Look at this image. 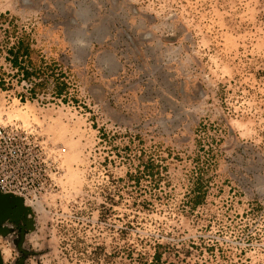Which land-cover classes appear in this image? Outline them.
Here are the masks:
<instances>
[{
  "label": "rangeland",
  "instance_id": "1",
  "mask_svg": "<svg viewBox=\"0 0 264 264\" xmlns=\"http://www.w3.org/2000/svg\"><path fill=\"white\" fill-rule=\"evenodd\" d=\"M0 74L48 174L7 193V263L264 264V0H0Z\"/></svg>",
  "mask_w": 264,
  "mask_h": 264
},
{
  "label": "built area",
  "instance_id": "2",
  "mask_svg": "<svg viewBox=\"0 0 264 264\" xmlns=\"http://www.w3.org/2000/svg\"><path fill=\"white\" fill-rule=\"evenodd\" d=\"M0 126V193L41 192L47 181V168L35 144H20V128ZM20 129V130H18ZM17 136V138L14 137Z\"/></svg>",
  "mask_w": 264,
  "mask_h": 264
},
{
  "label": "trees",
  "instance_id": "3",
  "mask_svg": "<svg viewBox=\"0 0 264 264\" xmlns=\"http://www.w3.org/2000/svg\"><path fill=\"white\" fill-rule=\"evenodd\" d=\"M29 37L27 34L22 33L16 38L15 43L7 49V56L5 59L10 63L11 68L16 69L17 73H21L24 79L31 81L30 77L41 79L33 82L28 88L30 97H34L36 89L44 84L46 81L42 76H52L54 79V93L55 95H61L62 91L66 88V83L60 79L59 76L54 77L53 74H48L43 66H35L29 56L30 46ZM42 75V76H41ZM0 87L4 89V78L0 74ZM22 99V96H20Z\"/></svg>",
  "mask_w": 264,
  "mask_h": 264
},
{
  "label": "water",
  "instance_id": "4",
  "mask_svg": "<svg viewBox=\"0 0 264 264\" xmlns=\"http://www.w3.org/2000/svg\"><path fill=\"white\" fill-rule=\"evenodd\" d=\"M17 206L18 208L28 209L21 197L13 196L11 194L0 193V221L7 216H11V206Z\"/></svg>",
  "mask_w": 264,
  "mask_h": 264
},
{
  "label": "flooded vegetation",
  "instance_id": "5",
  "mask_svg": "<svg viewBox=\"0 0 264 264\" xmlns=\"http://www.w3.org/2000/svg\"><path fill=\"white\" fill-rule=\"evenodd\" d=\"M0 264H23V263H19V262H6V260L4 259V256H3V251L0 249Z\"/></svg>",
  "mask_w": 264,
  "mask_h": 264
}]
</instances>
